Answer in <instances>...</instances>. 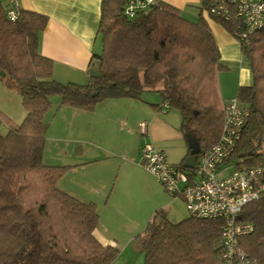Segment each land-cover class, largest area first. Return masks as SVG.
Returning a JSON list of instances; mask_svg holds the SVG:
<instances>
[{"label":"trees","instance_id":"trees-1","mask_svg":"<svg viewBox=\"0 0 264 264\" xmlns=\"http://www.w3.org/2000/svg\"><path fill=\"white\" fill-rule=\"evenodd\" d=\"M127 0H102L99 33L103 48L95 53L85 83L54 78L53 60L39 52L40 34L49 18L22 9L16 21L0 4V75L22 97L27 115L13 123L0 111L9 130L0 133V264H111L119 248L102 244L94 235L100 214L94 202H84L59 188L70 165L44 163L47 122L52 97L61 104L94 111L106 99L144 100L158 92L157 111L178 110L186 140L193 133L205 153L220 137L224 113L217 75L228 67L221 61L216 38L203 13L214 0H203L197 21L183 17L158 1L134 18L124 12ZM221 21L232 32L233 25ZM252 84L239 86L236 97L249 111L233 156L239 166H255L264 158V27L242 45ZM187 141V140H186ZM188 154L182 161L184 165ZM240 221L252 223L240 246L255 264H264V195L244 206ZM224 218L189 214L179 222L158 209L137 242L144 264H218Z\"/></svg>","mask_w":264,"mask_h":264},{"label":"crops","instance_id":"crops-1","mask_svg":"<svg viewBox=\"0 0 264 264\" xmlns=\"http://www.w3.org/2000/svg\"><path fill=\"white\" fill-rule=\"evenodd\" d=\"M158 1L177 8L186 19L197 21L203 0ZM0 4L6 6L7 1L0 0ZM21 7L49 18L46 29L40 34L39 52L53 60L54 78L61 82H87L90 78V67L94 54L100 53L103 48L99 33L102 0H21ZM203 15L216 38L221 61L228 67L227 71L220 73L219 80H217L220 98L224 102L236 97L239 86L252 84V73L244 60L238 39L221 21L208 16L205 12ZM57 103V109L66 108L64 110H69L68 112L72 114L70 128L78 136V139L75 138L76 141L90 145V147L83 148L75 158L73 165L78 168L72 171L77 173L85 170V173L89 174V179H86L87 186L83 187L84 191L70 188L62 179L58 186L84 202L96 203L100 222L94 235L102 244L120 249L119 240L110 234L111 232L117 233L115 223L123 214L127 183L118 179L119 188L116 187L114 195H110L111 198L108 196L112 179L107 178L105 170L101 169L109 162L105 160L118 157L122 167L134 164L138 168L136 160L138 157L141 158V150L146 143H152L166 152L165 148L170 144L171 138L182 140L184 135L180 126L176 128L169 122L167 114L164 116L150 106V103H158L155 100L106 99L100 102L94 111L71 108L60 104V100ZM144 121L147 122L146 135L140 134L138 129V124ZM47 125L49 128L48 122ZM101 137H110L120 146L113 151L104 149L99 152L95 148H102L98 143ZM46 155L47 152L44 150L43 160L48 165L67 164L48 161ZM182 161L170 162L181 164ZM107 196L109 199L106 198ZM159 208L157 206L153 211ZM151 217L152 211L146 212L140 221L133 222L130 226V237L141 232ZM113 228L115 230H112Z\"/></svg>","mask_w":264,"mask_h":264},{"label":"built area","instance_id":"built-area-1","mask_svg":"<svg viewBox=\"0 0 264 264\" xmlns=\"http://www.w3.org/2000/svg\"><path fill=\"white\" fill-rule=\"evenodd\" d=\"M8 19L16 21L22 11L21 0H6ZM158 0H127L125 14L134 18L148 11ZM204 12L233 25L232 34L240 44L248 45L250 36L264 27V0H214ZM167 109L166 103L162 104ZM224 120L220 137L205 153L199 154L194 167L174 164L164 150L146 143L141 150L142 165L152 172L173 196H180L191 215L224 218L221 255L218 264H255L240 246L239 238L253 231L252 223L239 220L244 206L264 195V158L255 166L233 162L249 111L237 97L223 102ZM147 134V122L139 123Z\"/></svg>","mask_w":264,"mask_h":264},{"label":"rangeland","instance_id":"rangeland-1","mask_svg":"<svg viewBox=\"0 0 264 264\" xmlns=\"http://www.w3.org/2000/svg\"><path fill=\"white\" fill-rule=\"evenodd\" d=\"M224 71L218 73L217 80H219L220 73ZM144 98L146 100L161 102V97L158 92H147L144 94ZM51 100L52 108L45 115V119L49 123L45 145V150L47 152L46 160L59 162L60 164H72L61 179L64 180L70 188L84 191L83 187L87 186L86 179H89V174H86L85 170L77 173L72 171L78 168L73 165L76 160L75 158L82 152L83 148L90 147V145L87 143H78L76 141L78 136H76L70 128L72 114L68 112L69 110H64L66 108L57 109V101L60 100L61 104L60 97L55 95ZM221 106L223 110V102H221ZM0 111L16 124L23 122L27 115L20 94L15 89L9 88L1 78ZM160 113L164 116L167 114L169 122L176 128L180 126L181 115L178 110L163 109ZM8 130V123L3 120L0 125V133L5 135ZM98 143L99 146L103 148H95L99 152L104 151V149L113 151L117 149V146H120L119 143L117 145V141L110 137H101ZM165 150L168 155V160L179 163L186 155L188 146L185 138L182 140L181 138H171L170 144ZM139 158L140 157L136 160L139 166L138 168L134 166V164L123 165L122 167L118 157L106 159L105 161L109 162H107L105 167L101 168L105 170L107 178L109 177V179H112L108 193L109 197L110 195H114L116 187H118V179L127 183V197L123 204V214L115 223L117 233L111 232L110 234L120 242L119 255L111 264H144L145 256L136 238L138 234L144 231L147 225L141 232L134 234L132 237H130V226L133 222L140 221L146 212L152 211L153 217L156 212L153 210L159 206V209L168 211V218L172 222H179L190 214L183 198L168 193L158 178L140 163L141 161ZM112 163L114 165H112ZM81 187L82 189H80ZM108 196L106 197L107 199H109ZM112 230H115V228Z\"/></svg>","mask_w":264,"mask_h":264},{"label":"water","instance_id":"water-1","mask_svg":"<svg viewBox=\"0 0 264 264\" xmlns=\"http://www.w3.org/2000/svg\"><path fill=\"white\" fill-rule=\"evenodd\" d=\"M0 75L2 77L6 76V73L4 71L0 70ZM100 73L97 69H92L90 71V76H99ZM186 140H187V144L188 147L190 149V155L186 158L185 162H184V166L186 168H192L194 167L197 157L201 152V145L200 142L198 140V138L196 137L195 134L193 133H187L186 134Z\"/></svg>","mask_w":264,"mask_h":264}]
</instances>
